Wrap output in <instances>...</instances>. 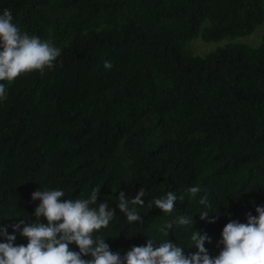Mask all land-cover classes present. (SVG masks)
Returning a JSON list of instances; mask_svg holds the SVG:
<instances>
[{
    "label": "trees",
    "instance_id": "trees-1",
    "mask_svg": "<svg viewBox=\"0 0 264 264\" xmlns=\"http://www.w3.org/2000/svg\"><path fill=\"white\" fill-rule=\"evenodd\" d=\"M5 9L22 33L61 50L54 69L0 81V226L17 235L15 244L28 240L12 224L39 222V189H62V200L99 189L97 206L106 202L116 214L95 235L122 256L149 238L196 252L190 236L199 230L215 257L230 220L258 215L264 0H0V14ZM255 31L257 46L260 36L248 38ZM192 41L216 48L199 54ZM193 186L201 188L195 198L187 193ZM141 188L143 220L129 223L119 194L134 198ZM169 191L185 196L171 214L148 207ZM205 193L210 208L199 203ZM202 211L215 222L201 220ZM180 215L193 217V228L160 232Z\"/></svg>",
    "mask_w": 264,
    "mask_h": 264
},
{
    "label": "clouds",
    "instance_id": "clouds-1",
    "mask_svg": "<svg viewBox=\"0 0 264 264\" xmlns=\"http://www.w3.org/2000/svg\"><path fill=\"white\" fill-rule=\"evenodd\" d=\"M11 11L5 9L0 14V81H14L23 73L54 69L55 61L61 50L49 41H42L38 36L22 33L13 22ZM112 63L104 62L105 69L110 70ZM6 98L5 84L0 83V99ZM100 190L93 189L86 199H65L62 189L36 190L33 200H39L35 208L36 221L20 220L11 227L16 233L26 237L28 243L15 244L16 234H9L7 226H0V264H264V206H257L258 215L247 216V222L230 220L223 228L222 250L215 257L209 254L205 242L211 243L206 232L195 230L190 236L191 244L198 251L185 254L184 248L172 241H165L158 246L151 238L146 245L132 246L123 256L113 252L105 239L95 233L107 228L114 219L116 211L110 209L106 202L97 200ZM201 192L199 186L187 189L191 198ZM145 190L141 188L134 198H128L121 191L118 197V208L126 215L129 223L142 222L137 205L143 207ZM184 194L177 196L169 191L166 195L149 202L163 213L171 214L177 200L183 201ZM199 203L210 208L208 194L200 196ZM209 212L200 213L201 220H209ZM46 219V223L43 220ZM23 225V228H21ZM192 227L193 217L177 216L160 228L168 235L173 226ZM78 246L79 251L70 245ZM90 256L89 259L84 257Z\"/></svg>",
    "mask_w": 264,
    "mask_h": 264
},
{
    "label": "rangeland",
    "instance_id": "rangeland-1",
    "mask_svg": "<svg viewBox=\"0 0 264 264\" xmlns=\"http://www.w3.org/2000/svg\"><path fill=\"white\" fill-rule=\"evenodd\" d=\"M260 27L262 28V30H264V25H262ZM261 28L259 30H261ZM256 35H257V37H259V36L260 37L258 38V43L255 46H257L259 44L261 35H258V32L255 31L250 37H248V38H252L253 37L254 40H255L256 39V37H255ZM248 38H245V39L248 40V41H250L251 39L249 40ZM194 40H200V39L199 38H195ZM246 40H244V41H246ZM251 42H253V40ZM207 45L208 46H205V45L201 44L199 41H196V42H193V43L190 44V46L192 48H195V49H198L199 50V54H205L209 50V46H214V48L212 50H214L216 48V45L215 44H207ZM195 55H197V54H195ZM198 56H203V55H198Z\"/></svg>",
    "mask_w": 264,
    "mask_h": 264
}]
</instances>
